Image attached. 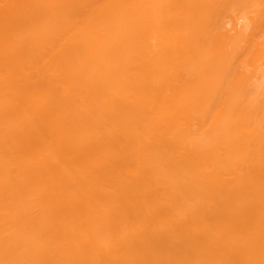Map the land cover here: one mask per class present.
Listing matches in <instances>:
<instances>
[{
    "label": "bare ground",
    "instance_id": "bare-ground-1",
    "mask_svg": "<svg viewBox=\"0 0 264 264\" xmlns=\"http://www.w3.org/2000/svg\"><path fill=\"white\" fill-rule=\"evenodd\" d=\"M0 264H264V0H0Z\"/></svg>",
    "mask_w": 264,
    "mask_h": 264
}]
</instances>
